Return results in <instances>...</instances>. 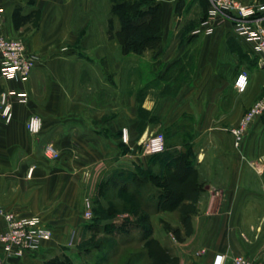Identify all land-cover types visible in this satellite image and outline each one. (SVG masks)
<instances>
[{
  "label": "crops",
  "instance_id": "obj_1",
  "mask_svg": "<svg viewBox=\"0 0 264 264\" xmlns=\"http://www.w3.org/2000/svg\"><path fill=\"white\" fill-rule=\"evenodd\" d=\"M157 1L162 11L156 50L160 61L133 63L159 68L156 85L141 95L138 90L126 93L119 71L126 63L116 60L115 83L100 92L99 107L93 110L81 92L85 72L78 53L92 1L0 0V33H23L36 56L27 80L0 81L1 89L26 93L25 101H14L10 123L0 114V209L38 216L54 233L35 252L5 258L4 264L71 256L83 238L97 231L94 220L84 215V199L98 181L107 201L115 188L117 195L130 189L139 195L147 186L164 188L159 193L152 189L144 210L153 213L150 238L166 247V264H213L218 253L226 255L225 264L237 255L264 261V117L246 131L240 148L230 131L264 93L257 54L230 20L216 21L207 30L208 0ZM17 4L24 13H33L36 28L31 20L14 27ZM94 34L90 27L81 46ZM101 50L108 53L105 46ZM191 68L177 93H167L176 76ZM242 73L248 77L245 91L235 86ZM141 110L159 120L142 127ZM31 115L43 120L37 135L27 128ZM184 116L194 118L193 127H171ZM123 128L128 129L127 140ZM159 128L173 129L166 151L145 155L143 142ZM47 143L60 150L57 160L45 156Z\"/></svg>",
  "mask_w": 264,
  "mask_h": 264
},
{
  "label": "rangeland",
  "instance_id": "obj_2",
  "mask_svg": "<svg viewBox=\"0 0 264 264\" xmlns=\"http://www.w3.org/2000/svg\"><path fill=\"white\" fill-rule=\"evenodd\" d=\"M91 1V11L87 12L86 15V18H89V25L86 26L81 32L79 41L80 50L78 51V53L84 59L85 80L84 84L81 87V92L83 94L86 104H88L91 109L97 110L100 102V92L107 87H111L115 83L114 76L116 75V60H121L126 63L123 65V67L119 68V71L122 72V74L125 76L124 85L126 93H128L129 91L133 92L138 90L141 95L146 91V88L156 85L155 81L153 80V77H155V74L159 72V68L155 66V68H150L148 66L137 67L133 63H140L141 65H144V63L148 62V60L155 61L156 63L160 61V57L156 56V50L159 48L160 42L159 44L157 43L153 49H147L143 54L124 53L122 47L124 36L119 33V30L123 22L125 21L124 15L121 12L117 14L111 12V7L113 4L112 0ZM142 2L143 0L139 2L140 7H143L142 5H144ZM138 6V4H133L131 7L135 9ZM111 18L114 21V30L112 31H110L109 26V20ZM151 23L153 27H156L157 18L154 19ZM31 25H33L31 26V28H36V20H34V23L31 20ZM90 27L93 28L95 34L91 42L87 44V46H81V43L84 40L86 42L85 36H87ZM22 34L23 33H20V36H17L15 38H21L27 41L28 44L29 39L26 35ZM103 46H105V49L108 53H105L101 50ZM179 70L180 69H178V71ZM190 70H192V68L184 70L180 74H178L176 76L177 83L175 82L170 85V89H167V93H169L170 95L177 93V91L184 85V81L188 79L190 75ZM159 86L160 85L157 86L158 89L160 88ZM140 115L142 117V121H144V126L149 124V122H151L152 124V122H156L159 120V117L153 118L150 116V114H148V112H144L142 110L140 111ZM263 117L264 115L260 119L255 121L250 127H255V124L258 121H261ZM193 125L194 118L191 116H184L182 117V120L179 122L178 125L171 127H178V131H181L185 127H193ZM179 127H181L182 129ZM171 130L166 131L164 129L159 128L155 130L154 133H162L165 136L167 146V137L169 136V132ZM191 137L192 134L191 132H189L188 138ZM48 144L53 143H47L45 147ZM56 149L58 151V156L53 159H50L46 156L49 160H57L60 157L61 152L57 147ZM140 149L143 152V147H141ZM193 184H196V180H193L192 185ZM92 186L94 187H92L90 195H88L84 199L85 210L86 199H89V201H91V209L94 215L93 219L97 215H101V213L114 215L112 219H114V222H116L117 225H121L124 222L128 223L127 231L119 232V230H117L113 233H109L104 230L98 229V231L92 234L91 237L87 236L83 238L82 243H80L77 248H73V254L71 256L63 257H67L73 264L167 263L166 257H168L169 255L166 250V247L161 242L150 238V236H146V230L148 226H152L151 216L153 213L144 210V204L147 203V197L152 194V189L155 192L158 191L157 193H159V191L161 190L165 191L163 190L164 188L157 187L155 189L150 187L149 189V187L147 186L146 188H142L141 194L139 195H133L131 189L128 190L129 192L126 191L125 194L121 193L120 195H117V189L115 188L113 190V194L110 200L107 201L99 193L100 181L96 182ZM93 219L87 220L91 221ZM156 255H158V259L156 258Z\"/></svg>",
  "mask_w": 264,
  "mask_h": 264
},
{
  "label": "built area",
  "instance_id": "obj_3",
  "mask_svg": "<svg viewBox=\"0 0 264 264\" xmlns=\"http://www.w3.org/2000/svg\"><path fill=\"white\" fill-rule=\"evenodd\" d=\"M210 10L208 17L203 22L209 32L216 21L230 20L234 32L253 45L258 57V64L264 71V3H244L242 0H209ZM36 66V56L28 47L27 41L21 38L9 37L0 33V81L1 79L27 80ZM1 84V83H0ZM235 86L239 91H245L248 86V77L242 73L238 76ZM26 93L18 90L1 89L0 86V114L7 123L13 120L14 101H25ZM264 115V93L244 113L237 126L230 131L234 143L240 148L246 131L250 126ZM43 127L40 116L31 115L27 122L30 133L38 134ZM125 140L129 137L127 128L123 129ZM167 149L166 139L162 133H153L143 142L145 155H157ZM45 156L50 159L58 156V151L53 144L45 147ZM33 167L28 176L31 177ZM85 217L93 219L91 201L86 199ZM4 219V228L0 231V264L5 258H21L31 254L41 247L42 242L53 237V230L38 216L22 217L13 211L0 209ZM227 257L218 253L213 259V264H225ZM232 264H264L256 259L237 255L231 257Z\"/></svg>",
  "mask_w": 264,
  "mask_h": 264
},
{
  "label": "trees",
  "instance_id": "obj_4",
  "mask_svg": "<svg viewBox=\"0 0 264 264\" xmlns=\"http://www.w3.org/2000/svg\"><path fill=\"white\" fill-rule=\"evenodd\" d=\"M113 4L111 7L112 13H122L125 21L123 22L119 33L124 37L122 44L124 53H136L143 54L147 49H153L155 45L160 42L159 32L161 29V5L157 0H143V7H140L139 2L141 0H112ZM145 1V2H144ZM138 2V3H136ZM133 4L139 6L133 9ZM33 13H24L23 7L19 4L15 5L12 11V20L14 27L19 29L20 27L27 24ZM157 18L156 27L152 26V21ZM110 31L114 30V21L111 18L109 20ZM144 111V110H142ZM147 112V111H144ZM141 126L144 127L142 121ZM164 153V152H163ZM162 154V153H161ZM160 155V154H157ZM114 215L102 214L97 215L94 220V225L100 230L113 233L117 230L119 232L127 231L128 223L124 222L120 226H116L114 223L111 225L103 226L102 222L106 219H112ZM100 226V227H99ZM152 232L151 226H148L146 230V236H150ZM88 252V251H87ZM155 256V255H154ZM158 255H156V258ZM40 264H73L67 257L54 256L46 259ZM166 264V263H165Z\"/></svg>",
  "mask_w": 264,
  "mask_h": 264
},
{
  "label": "water",
  "instance_id": "obj_5",
  "mask_svg": "<svg viewBox=\"0 0 264 264\" xmlns=\"http://www.w3.org/2000/svg\"><path fill=\"white\" fill-rule=\"evenodd\" d=\"M113 222H114V219H106V220H103L102 224L109 225V224H112Z\"/></svg>",
  "mask_w": 264,
  "mask_h": 264
}]
</instances>
